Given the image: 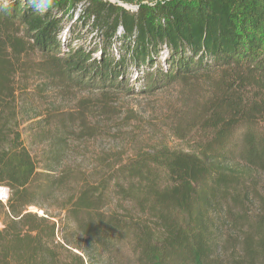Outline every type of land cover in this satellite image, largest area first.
<instances>
[{"label": "trees", "instance_id": "1", "mask_svg": "<svg viewBox=\"0 0 264 264\" xmlns=\"http://www.w3.org/2000/svg\"><path fill=\"white\" fill-rule=\"evenodd\" d=\"M122 5L136 7L0 0V264H264V0ZM27 70L48 90L98 94L46 114L32 133L49 149L36 157L20 132L36 110ZM169 90L188 113L178 125L165 107L166 121L191 153L90 175L71 163L66 143L101 131L88 117L109 121L116 99Z\"/></svg>", "mask_w": 264, "mask_h": 264}, {"label": "rangeland", "instance_id": "2", "mask_svg": "<svg viewBox=\"0 0 264 264\" xmlns=\"http://www.w3.org/2000/svg\"><path fill=\"white\" fill-rule=\"evenodd\" d=\"M102 1H108L129 8V10L136 7L122 5V1L136 0ZM74 46H76L75 43ZM29 63L30 67L34 66L33 62ZM31 69L34 70V68ZM27 76L32 77V80L28 83L25 82L23 97L31 102L36 110H30L22 116L20 132L25 148L33 157H36L49 149L43 140L32 133L36 127L43 124L46 114L73 113L77 101L82 98L94 99L98 97V94H81L77 91L60 94L64 92L48 90L43 83L34 81L33 78L36 77V74L32 71ZM180 100L176 90H169L156 96L116 99L115 102L108 105L114 114L109 118V121L102 120L100 117L87 118L86 124L89 127H99L101 130L97 136H92L83 142L75 143L69 140L66 143L68 149L73 152L69 155L71 163L90 175L102 171L106 166L117 162L118 159L126 161L144 156L153 159L156 154L158 156L161 152L168 153L170 151L191 153L194 146L192 139L182 129L175 128V120L166 121L169 117L167 112L171 110L178 115L177 124L182 125L180 112L185 115L188 110L183 107ZM37 116L39 117L36 118ZM0 190V201L5 202L7 191L1 188ZM111 203L112 207L118 206L127 209L131 207L129 202H123L119 198H113ZM30 211L35 212L34 209H30Z\"/></svg>", "mask_w": 264, "mask_h": 264}, {"label": "clouds", "instance_id": "3", "mask_svg": "<svg viewBox=\"0 0 264 264\" xmlns=\"http://www.w3.org/2000/svg\"><path fill=\"white\" fill-rule=\"evenodd\" d=\"M31 5L38 11H46L54 7L55 0H30Z\"/></svg>", "mask_w": 264, "mask_h": 264}, {"label": "bare ground", "instance_id": "4", "mask_svg": "<svg viewBox=\"0 0 264 264\" xmlns=\"http://www.w3.org/2000/svg\"><path fill=\"white\" fill-rule=\"evenodd\" d=\"M0 194H1V190H0Z\"/></svg>", "mask_w": 264, "mask_h": 264}, {"label": "water", "instance_id": "5", "mask_svg": "<svg viewBox=\"0 0 264 264\" xmlns=\"http://www.w3.org/2000/svg\"><path fill=\"white\" fill-rule=\"evenodd\" d=\"M116 3V2H115ZM126 9H129V8H126Z\"/></svg>", "mask_w": 264, "mask_h": 264}]
</instances>
